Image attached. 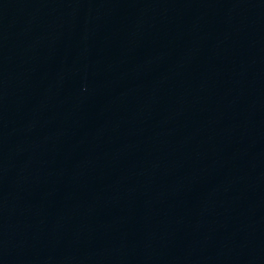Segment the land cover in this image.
Segmentation results:
<instances>
[{
    "label": "water",
    "instance_id": "obj_1",
    "mask_svg": "<svg viewBox=\"0 0 264 264\" xmlns=\"http://www.w3.org/2000/svg\"><path fill=\"white\" fill-rule=\"evenodd\" d=\"M202 264H264V73L235 176Z\"/></svg>",
    "mask_w": 264,
    "mask_h": 264
}]
</instances>
